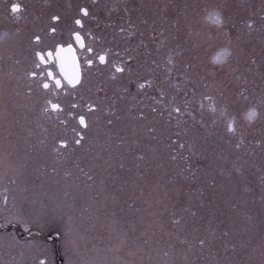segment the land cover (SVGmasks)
<instances>
[{
  "label": "rangeland",
  "instance_id": "1",
  "mask_svg": "<svg viewBox=\"0 0 264 264\" xmlns=\"http://www.w3.org/2000/svg\"><path fill=\"white\" fill-rule=\"evenodd\" d=\"M117 8L132 24L131 35L113 34L132 43V83L115 90L83 77L52 93L64 112L52 114L51 148L36 143V158L20 118L24 142L0 160V264H264V0H123ZM3 56L5 100L9 91L28 105L13 69L33 61V49ZM131 93L139 97L130 102ZM171 104L183 115H169ZM69 111L87 113L89 127ZM72 128L84 135L78 146ZM180 207L188 211L173 225L169 212ZM198 238L212 243L201 249Z\"/></svg>",
  "mask_w": 264,
  "mask_h": 264
},
{
  "label": "flooded vegetation",
  "instance_id": "2",
  "mask_svg": "<svg viewBox=\"0 0 264 264\" xmlns=\"http://www.w3.org/2000/svg\"><path fill=\"white\" fill-rule=\"evenodd\" d=\"M122 1L123 0H17L22 6V11L19 14L20 18L16 19L10 14V11H6L10 0H0V160L4 158V151H6V158L11 159V155L15 154L20 148L19 145L23 140L20 136L21 117L28 118L29 121L24 122L25 129H23L22 133L25 134V141L32 142V144H30V150L34 151V158H36V143H45L46 147L49 149L51 148L53 140L51 118L42 111L45 100L51 99L53 94L52 92H44L42 89L39 90L36 82L27 78L25 74L29 69H33L38 73L43 71L46 74L49 68L42 65L40 69H34L33 61L27 57L24 58L21 63L14 61V66L16 67V69H13V74L16 77L15 83L20 85L18 88V90L20 89L19 92L21 93L23 91L24 95L28 96L29 100L28 105L20 107L17 101L14 102L13 99H18L21 94H18V97H12L11 92L8 91L7 96L10 97H8L7 101L4 98L3 91L5 79L3 70L5 60L3 59V49L19 47L33 49L36 46L34 43L30 42L31 37L33 34L39 33L43 38L44 44L47 45H52L54 41L72 43L73 47L76 49L77 58L81 63V67L84 69V53L75 44V41L70 39L69 29H76L72 21L74 18L78 17L79 7H87L90 14L88 17L84 18V27L81 30L84 42L85 44H90L97 53L107 49L108 62L106 65H98L97 62V66L91 69H84L82 71V78L85 77L91 81H96L101 84V86L104 84V81L107 80L110 84L112 83L114 85L115 90H119L118 87L121 84L127 83L125 84L126 86L132 83L133 74L136 72L131 64L132 59L129 60V57H132V43L130 42L128 46H125L122 40H116L113 36L114 32H121V28L124 29V33L133 32L132 24L127 23L126 19H124L125 16H129L128 10L126 8H117V5L120 6ZM52 14H58L61 17L60 21L52 22L50 19ZM48 27H55L57 29L54 36L47 33ZM110 32L112 33L108 36L107 33ZM89 34L95 39H90ZM114 64L123 66L125 71L123 73H116L113 68ZM50 66L54 74L63 79L58 73L55 62H50ZM129 69L131 71H129ZM100 77H102L103 80H101ZM29 88H31V92H29ZM69 89L71 88L69 87ZM97 92L100 93L102 91L98 89ZM125 97L126 100L131 102L139 96L137 95V97H135V95L131 93V96L126 95ZM133 97L135 98L133 99ZM26 110H30V112L33 111L35 114L31 117V114L26 113ZM32 120L34 122H32ZM66 132L70 136L75 133L73 128L66 129ZM11 164H14V162L11 161L10 165ZM45 173H47L46 169ZM3 175L4 170L0 169V179ZM0 207H3L2 201ZM11 224L15 225L14 223ZM2 229L5 230V228ZM16 232L18 236H21V232L18 228ZM24 236H29V234H25Z\"/></svg>",
  "mask_w": 264,
  "mask_h": 264
},
{
  "label": "snow or ice",
  "instance_id": "3",
  "mask_svg": "<svg viewBox=\"0 0 264 264\" xmlns=\"http://www.w3.org/2000/svg\"><path fill=\"white\" fill-rule=\"evenodd\" d=\"M6 11H10V14L14 16L16 19H19L20 12L22 11V6L20 3L17 2V0H10ZM89 9L87 7H79L78 9V17L74 18L72 23L76 26V29H69L70 39L75 41V44L79 47L80 50L84 53V59H83V65L84 69H91L94 66L98 65H106L107 64V58H108V50L105 49L100 53H97L95 49L90 44H85L84 37L81 34V30L84 27V18L89 16ZM50 19L52 22H59L61 17L58 14H52L50 16ZM218 22H220L218 20ZM252 21H247V27L249 29L252 28ZM79 29V30H77ZM121 32L124 31L123 28L120 29ZM57 32V29L55 27H48L47 33L51 35H55ZM131 35V33H129ZM90 39H95L94 37H91V34H89ZM32 43L35 44L36 47L33 48V65L34 69H40L42 65L47 66L49 70L45 74V72L40 71L39 73L33 69H29L26 71V77L30 78L34 82H36L37 87L39 89H42L44 92H52L53 94H58L57 90H60L62 88H65V81L66 85L70 87L71 89H75L78 85L82 83V69L81 63L77 58L76 49L73 47L72 43H64L62 41H54L52 45L44 44L43 38L39 33L33 34L31 37ZM54 49V50H53ZM159 54V53H158ZM167 59L166 63L168 65H173V52L171 49L165 53ZM71 60L73 72L72 75H68V73L65 71V64L68 60ZM132 57H129V60H131ZM50 62H55V64L60 69V74L63 77L61 79L60 77H57L54 72L51 70ZM153 63H156L155 60H153ZM113 68L116 73H123L125 71V68L123 66L113 65ZM129 71H131L129 69ZM169 72H171V69H169ZM147 83V82H146ZM139 88H144L145 84L141 83L138 85ZM29 92H31V88H29ZM65 94L67 95V91H65ZM164 93L161 92V98L163 99ZM75 98V97H73ZM174 99V98H173ZM210 97L207 95L202 96V101L209 100ZM161 101H158V103ZM171 112L169 115L172 114V112L176 113L177 115H183L181 112V107L176 104H171ZM201 108L204 107L203 102L201 103ZM71 109L75 110L81 107L79 103H72L70 105ZM185 109H187V102H185ZM96 110V105L89 101L87 104V112L90 113L92 111ZM155 111V108L152 109ZM42 111L49 115V118L52 117V114L57 115V119H59V114L64 112V108L62 107V104L60 102H53L50 98L46 99L44 102V106L42 108ZM212 111H215V108H212ZM69 117H73V119L78 121V124L80 125L82 130H86L89 125L87 122V113L81 112L78 115H74L72 111H69L68 113ZM254 114V111L250 113V115ZM142 115V114H141ZM60 123H64L63 120L60 121ZM111 123V121H109ZM226 129L228 132H234V126L232 122H228L226 124ZM75 144L80 145L84 139V135L81 131L75 132ZM243 141L238 142L235 147L239 149L241 147V144ZM60 147L66 146V141L60 140L59 141ZM181 148H183V144L180 145ZM55 151V149H53ZM140 159H143L141 156ZM172 159H175V156L172 157ZM88 179L91 180L92 177L88 176ZM5 197V201H6ZM174 204L178 203L176 201L173 202ZM165 210H168L167 205H165ZM188 211V209L180 207L179 209L173 208L169 215L171 217V223L173 225H179L182 219V213ZM192 216H195V212H191ZM227 235V233H224ZM186 243L187 241H182ZM198 245L201 249L205 248L206 245H210L212 243L211 239L206 238H198L197 241ZM167 255V253H165ZM39 264H45L44 260H40Z\"/></svg>",
  "mask_w": 264,
  "mask_h": 264
},
{
  "label": "water",
  "instance_id": "4",
  "mask_svg": "<svg viewBox=\"0 0 264 264\" xmlns=\"http://www.w3.org/2000/svg\"><path fill=\"white\" fill-rule=\"evenodd\" d=\"M57 66V65H56ZM57 70H58V73L60 74V69L59 67L57 66ZM65 71L68 73V75H72V72H73V68H72V64H71V60L69 59L66 64H65ZM61 76V74H60ZM62 77V76H61ZM63 78V77H62ZM66 82V81H65Z\"/></svg>",
  "mask_w": 264,
  "mask_h": 264
},
{
  "label": "trees",
  "instance_id": "5",
  "mask_svg": "<svg viewBox=\"0 0 264 264\" xmlns=\"http://www.w3.org/2000/svg\"><path fill=\"white\" fill-rule=\"evenodd\" d=\"M140 46H141V45H140ZM152 94H153V93H152ZM155 97H156V96L153 95V99H154V100H152L151 102L155 101ZM149 103H150V102H149ZM149 103H148V104H149ZM153 103H154V102H153ZM206 256H207V255H206Z\"/></svg>",
  "mask_w": 264,
  "mask_h": 264
}]
</instances>
